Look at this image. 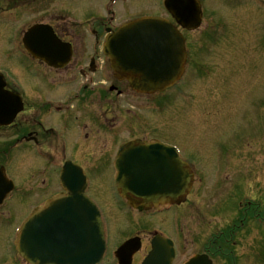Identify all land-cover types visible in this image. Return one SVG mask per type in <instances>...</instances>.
<instances>
[{"label":"rangeland","instance_id":"1","mask_svg":"<svg viewBox=\"0 0 264 264\" xmlns=\"http://www.w3.org/2000/svg\"><path fill=\"white\" fill-rule=\"evenodd\" d=\"M140 1L146 5L148 0ZM212 2L205 1L207 12H204V21L198 31L203 30L205 45L198 49L194 44L189 45L191 58L199 64L196 72V66L192 64L193 70L185 81L172 87L165 95L145 98L128 93L123 96L120 98L122 112L121 115L117 113V125L109 130L114 135L123 129L119 136L122 139L147 134L174 143L181 150L182 157L197 166L199 183L195 184L193 193L186 200L188 208L185 211L183 207L171 209L147 219L177 239L179 258L203 250L207 239L215 234L219 240H225L224 244L219 241L220 245H225L219 259L211 258L216 264H264V34L261 33L263 42L257 44L255 32L258 25L249 28L242 17L246 6H234L240 12L232 13L243 20L229 21V27L226 23L225 28L222 22L226 21L230 8L226 12H213V9H225V4L214 7ZM53 3L63 11L62 0ZM90 4L96 7L98 3L90 0ZM154 4L146 8L156 10V0ZM36 7L37 4H26L22 7L24 11L20 9V12H37ZM44 8L50 6L43 5L38 12H44ZM78 8L75 12L84 11ZM248 12H253L252 8ZM137 13L144 12H127L126 15ZM257 36L260 38V34ZM197 37L198 34L193 33L189 40L194 41ZM0 38V71L20 80L19 52L5 44L6 33L0 31ZM151 101L155 104L154 109L145 112L144 104ZM145 113H148L147 117L141 120ZM106 125L108 128L111 126L109 123ZM64 136L73 146L74 140L69 135ZM10 137L12 131L0 129V150L7 154L14 147L10 151L12 166L8 170L20 181V190L9 203L6 215H0V238L9 235L12 225L38 199L40 192L35 180L23 183V178L35 172V162L27 154L22 158L19 150L24 146L16 144V139ZM96 175L91 176V195L105 200L109 197L111 185L109 167L105 175L100 178ZM96 179L102 183H98L95 190ZM105 209L114 220L112 231L117 226L121 232L126 231L130 228V218L137 217L132 210L128 216L123 215L113 205ZM246 211L263 217L259 220L252 218L242 230H235L233 226L238 229L241 221H245ZM178 215L182 219L177 224L171 217ZM233 233L238 234L233 236Z\"/></svg>","mask_w":264,"mask_h":264},{"label":"flooded vegetation","instance_id":"2","mask_svg":"<svg viewBox=\"0 0 264 264\" xmlns=\"http://www.w3.org/2000/svg\"><path fill=\"white\" fill-rule=\"evenodd\" d=\"M62 1L61 7L63 11L59 10L58 6L53 3H57L58 0H0V31L6 33L5 44L18 50L20 69H22L20 80L17 79V81L13 78L11 81L4 78V89L19 96L21 110L15 115L10 124L0 126V129L12 131V137L10 138L16 139V144L24 146L21 151L19 150L22 154L21 157L23 158L27 154L35 162V172L33 174L30 173L27 178H23V183L26 180H35L38 187H40L38 199L28 209L26 208V211L40 207L50 198L60 193H65L60 183L61 170L66 162L72 165L75 164L86 175L88 182L86 194L95 201L101 211L106 243L101 264H119L118 259L114 256V251L124 242L127 243L132 239H134V242L129 246V251L133 250L136 245L137 248L132 253V256L125 259V261L128 262L127 264H141V261L151 250L152 240L158 233L174 240L175 256L172 264H181L188 258V255L179 258L180 246L177 239L147 221V219L154 217L156 208L152 207L149 211L153 213L151 217L143 215L145 212L134 210L127 204L126 199L118 194L112 179L114 175L113 164L117 156V150L127 141L136 139L152 141L159 139L178 148L174 143L158 137L147 136V134L140 137L131 136L122 139L119 136L123 134V129L117 130L118 132L114 135L110 131L113 130L112 127L114 125H117V113L121 115L122 112L120 98L128 93L150 98L155 95H163L167 90L153 94H141L131 90L125 80L114 76L112 71L109 70V64L100 54L105 34L116 30L126 21L143 15H159L169 19L171 22H173V19L168 13L169 11L163 6V0H156L158 6L156 10H148L146 8L155 6V0H148L146 5L140 0H95L98 3L96 7H91L90 0ZM198 1L202 12L200 26L195 30H187L177 26L185 37L186 61L182 75L184 81L189 72L193 70L192 64L196 66L194 72L199 67L198 61L195 58H193L194 60L191 58L192 54L189 51V45L194 44L197 49L205 45L202 41L204 38L203 30L200 33L198 31L204 21V12H207L206 0ZM221 1L213 0L212 5L214 7L218 5L223 7L225 4V9H221V11L213 9V12H226L227 8H230V11L226 13V21L219 18L224 21L222 22L223 26L225 27L227 23L226 25L229 27V21L234 22L236 18L239 20L244 18L249 28H254V26L256 28L258 25L257 32H255L256 43H262L264 14L260 12H264V0ZM31 3L37 4V12H20V9L24 11L23 6ZM43 5H49L50 8H44V12H38ZM235 5L247 7L246 11L242 12L243 18L232 13L240 12L234 7ZM76 7L84 9V11L75 12ZM250 8H252L253 12H248ZM127 12L144 13L127 16ZM32 26H41V29L52 31L60 41L68 43L72 51L69 61L60 67H53L42 60L30 56L24 48L22 35ZM193 33H197L198 37L194 41H190L189 37ZM259 34L260 38L257 36ZM154 106L155 104L152 101L150 103L147 102L144 104L143 110L148 112L153 110ZM127 111L130 110L127 109ZM147 115L148 113L142 115L141 120ZM129 117L133 119V116L129 115ZM106 123L111 125L110 128L107 127ZM64 135H69L74 140L73 146L69 145ZM178 150L182 154L179 148ZM10 151L5 154L0 150L2 161L0 168L4 171V175L14 183V190L6 196L0 205L1 216L6 215L9 203L20 190V181L17 177L11 175L8 170V167L12 166V153ZM108 167L111 181V185L109 184V197L103 200L97 195V200L91 195L93 190L91 176L97 174L99 176L96 175L97 178H100L108 171ZM195 177L196 173L194 171ZM198 181L194 182L189 195L193 193L195 184L199 183ZM98 183L102 182L96 179L95 190L98 188ZM186 200L187 198L179 205L168 204L157 208L171 210L183 207L185 211L186 207L188 208ZM112 205L117 209V212L123 213V215L128 216V212L124 211V209H130L128 211L131 212L132 210L135 213L133 214L137 216L130 218L128 223L130 228H126L124 232H121L118 226L112 231L114 220L109 217L105 209L106 206L111 207ZM189 205L195 206L194 203ZM247 205L249 206L250 203H247ZM246 212L245 219H248L249 214L248 211ZM26 213H23V217ZM253 216L257 217L258 215L254 214ZM172 217L171 219H174L177 223L182 219L179 215ZM7 222H10L9 219ZM18 223L12 225L11 232L6 238H0V264H29L18 255L14 247V230ZM212 235V237L207 239L203 250L192 254L205 252L209 257L219 259V237L218 235L215 236V234ZM195 240L199 239L196 238Z\"/></svg>","mask_w":264,"mask_h":264},{"label":"water","instance_id":"3","mask_svg":"<svg viewBox=\"0 0 264 264\" xmlns=\"http://www.w3.org/2000/svg\"><path fill=\"white\" fill-rule=\"evenodd\" d=\"M168 5L178 9H171L172 15L183 25L189 28L198 25L199 12L190 0H169ZM23 42L33 57L53 66H61L70 56V49L60 44L50 31L38 27L29 29ZM103 52L109 57L116 75L126 78L134 90L147 93L169 86L175 80L176 69L184 58L182 36L159 17H143L123 25L106 37ZM3 86L0 76V115H5L0 124L8 123L19 110L18 101L4 92ZM6 106L11 107L9 112H5ZM185 165L169 147L156 144L134 147L133 143H129L119 151L116 185L128 200L130 195L143 200L138 210L160 202H179L177 199L185 195L190 187L191 175ZM74 180L69 195L59 196L50 200L44 208L35 210L21 228L17 250L29 262H100L103 238L99 214L92 201L81 193L82 178L75 177ZM4 182L3 175H0V201L10 189L9 186H2ZM160 243H153L152 252L143 264H169L172 251L163 240ZM125 250L126 247L121 248L120 253L124 255ZM185 264L211 262L202 255Z\"/></svg>","mask_w":264,"mask_h":264}]
</instances>
